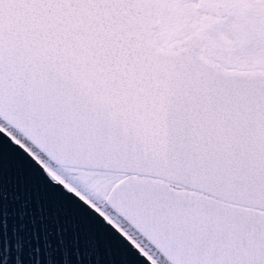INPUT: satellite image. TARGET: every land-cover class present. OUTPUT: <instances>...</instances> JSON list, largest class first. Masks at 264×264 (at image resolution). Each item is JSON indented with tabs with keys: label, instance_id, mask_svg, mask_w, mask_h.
I'll return each instance as SVG.
<instances>
[{
	"label": "snow or ice",
	"instance_id": "1",
	"mask_svg": "<svg viewBox=\"0 0 264 264\" xmlns=\"http://www.w3.org/2000/svg\"><path fill=\"white\" fill-rule=\"evenodd\" d=\"M0 264H264V0H0Z\"/></svg>",
	"mask_w": 264,
	"mask_h": 264
}]
</instances>
